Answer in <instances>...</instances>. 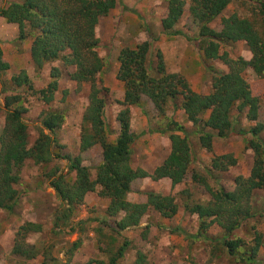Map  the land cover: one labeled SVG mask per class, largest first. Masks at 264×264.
<instances>
[{
	"label": "trees",
	"instance_id": "trees-1",
	"mask_svg": "<svg viewBox=\"0 0 264 264\" xmlns=\"http://www.w3.org/2000/svg\"><path fill=\"white\" fill-rule=\"evenodd\" d=\"M235 0H190L189 13L199 24L198 37L204 53V61H222L228 66L227 73H216L210 68L207 71L212 77V89L209 94L195 92L187 79L180 74H170L166 70L163 54L157 52V72L159 78L152 77L146 66L148 55L151 52L152 42L146 41L135 49L123 47L118 55L119 71L117 78L125 85L124 100L119 102L124 109L119 113L117 120L120 123V133L115 143L108 140L107 125L105 122L106 100L102 92L105 87L97 83L98 75L104 68L103 60L98 52L101 41L97 36V27L101 19L108 17L119 6V0H22L10 3L0 8V17L8 24L19 27V41L33 39L31 60L37 70L56 62H61L65 69L72 67L75 72L71 80L79 86L90 85L88 106L83 116L80 150L91 152L95 147L102 150V161L96 169L95 178L89 167L83 165V157L60 156L53 151L57 144L56 135L65 122V116L59 112H48L41 118L40 135L33 146L29 143V128L23 117L27 112L20 104L19 97H6L7 113L4 129L0 133V209L14 212L21 198L17 189L22 178L21 172L27 161L37 165H47L54 158L67 160L69 173L75 179L69 181L65 175L57 176L53 171L49 175V185L55 191L60 205L53 215V232L75 234L84 233L86 221H80L73 226L72 219L76 209L83 205L86 196L100 188L99 196L110 200L106 214L115 219L113 223L100 224L110 227L116 234H121L130 228L141 224L142 218L152 209L163 218L172 219L179 212L176 196L165 195L155 191L144 193L141 202L132 203L128 196L132 193L135 181L150 179L158 182L168 179L172 187L182 184L188 176L194 160V153L189 143L191 135L199 137L202 150L213 153L216 138L229 139L235 135L251 136L247 140V148L254 153V165L249 177L236 178V187L233 191L221 189L211 193L209 204H186L191 214L198 215L202 228L208 230L211 225L217 224L224 233L222 244L224 249L235 260L236 264H259L256 256L263 243V235L255 233L254 245L247 249L242 239H231L234 232L242 224L256 217L253 206L254 192L264 191V143L261 134L264 124L260 123V99L253 95L250 84L243 73L251 68L258 77L264 78V25L258 29L257 18L264 24V0H242L243 2L257 1L256 19L242 18L238 14L222 19V28L215 31L211 24L219 18ZM168 9L162 21L163 34L166 36H185L176 26L184 15L185 0H167ZM123 12L130 11L122 5ZM136 14L135 11H132ZM190 41V39L188 38ZM159 38H153L158 42ZM194 41V40H193ZM196 42V41H195ZM245 42L252 54L253 60L229 59L227 52L221 53V45ZM11 68L4 59V52L0 47V75ZM62 72L59 67L51 69V82L46 88L37 91L25 70L12 78L17 88L27 87L31 93L38 96L45 105L55 101L56 93L60 88ZM147 97L155 105L160 115H166V106L170 100H181L179 109L185 114L187 121L196 129L189 133L184 126L174 119H169L167 126L160 130H149L150 133L162 135L170 134L171 152L167 159L153 173L131 166L133 145L139 138L131 128L130 107L140 106L143 98ZM237 110L240 114L246 113V118L256 123L249 130H236V122L232 114ZM181 133V134H179ZM54 157V158H53ZM237 165L234 155L216 156L212 162L215 171L226 172ZM202 182V180H201ZM261 214V213H260ZM205 219H212L209 224ZM78 226L80 228H78ZM70 231L65 232V229ZM43 226L28 222L20 227L16 234L13 253L26 260H35L38 256L36 247L28 243L27 238L33 233H42ZM177 232L185 235L192 241L206 239L198 235H189L178 227ZM211 239L210 237H208ZM80 242L74 244L78 248ZM130 246L125 240L111 260L124 258ZM73 249V250H74ZM247 250V254L243 251ZM71 251L70 254H72ZM66 263L54 264H71ZM55 261V259H54ZM145 263L143 254H139L135 264Z\"/></svg>",
	"mask_w": 264,
	"mask_h": 264
},
{
	"label": "rangeland",
	"instance_id": "rangeland-1",
	"mask_svg": "<svg viewBox=\"0 0 264 264\" xmlns=\"http://www.w3.org/2000/svg\"><path fill=\"white\" fill-rule=\"evenodd\" d=\"M21 1L0 0V8ZM185 1L184 15L176 29L183 31L186 37H171L163 34L162 21L168 9L167 0H119L118 8L114 9L108 17L101 19L97 28V36L101 41L98 52L103 60L104 68L98 75L97 83L107 89L102 92V96L106 100L105 122L109 142L115 143L117 140L120 133V123L117 117L124 109L119 102L124 100L125 85L117 78L120 66L118 55L123 47L130 46L135 49L146 41L152 42L146 63L149 74L159 78L156 56L160 50L167 72L184 76L192 89L200 94H209L212 89V77L207 68L216 73L229 71L228 66L220 60L204 61V53L200 49L202 42L198 37L199 24L189 13L190 0ZM121 4L128 7L130 11L123 12ZM257 7V1L235 0L211 24V27L215 31H220L222 19L233 14H238L242 18L256 19L254 12L257 11ZM129 14L134 16V20L129 22L128 28H125L123 17ZM255 22L258 29L262 31L264 24L258 18ZM18 37L19 27L8 24L0 17V47L4 52L5 61L11 66L9 71L0 75V133L4 129L7 113L13 111L11 110L13 108L7 109L6 97H19L21 103L16 107L22 106L27 109L23 119L29 128L30 146L34 145L40 135L43 115L48 112H59L65 116V122L57 131L54 153L62 157L82 155L83 165L89 167L94 179L96 169L102 161V150L95 147L91 152L83 154L80 150L83 116L89 102L90 85L79 86L71 80L75 69L72 67L65 69L61 62L49 64L42 71L37 70L30 55L33 39L28 38L21 42ZM153 38H159V41L153 42ZM225 52L231 60L240 58L248 62L253 60V54L245 42L221 45V53ZM53 66L59 67L62 75L59 91L51 105H45L27 87L17 88L13 84L12 78L25 70L35 89L40 91L51 82ZM243 75L250 84L253 95L260 99L258 121L264 124V78L258 77L251 68H248ZM180 104L181 100H170L166 106L165 116L160 115L153 102L147 97L143 98L140 106L130 107L131 128L139 136L133 146L134 157L131 160V166L135 170L142 169L153 173L154 168L171 151L169 133L162 135L150 133L149 130L161 131L167 126L169 119H174L189 133L195 132L196 129L179 109ZM232 118L236 122L238 131L249 130L256 125L246 118V113L240 114L237 110H234ZM156 134L159 135L155 137ZM261 138L264 143V131ZM250 139V135H235L229 139L216 138L213 153H208L201 149L199 137L195 134L191 135L189 143L194 153V162L182 184L173 188L170 182H162L163 180L158 182L150 179L139 180L133 183L132 193L128 196L130 202L139 203L144 193L149 191L174 195L180 206L178 214L172 219H166L151 209L142 218L139 226L123 231L119 235L106 224H100L101 221L110 224L115 221V219L108 218L106 214L110 200L99 196L100 188L86 196L83 205L76 209V214L72 219L73 226L80 221H86L83 226L85 232L77 231L72 235L67 233L56 235L53 232V215L60 201L49 185L48 176L55 171L57 176L63 174L68 177L69 181H73L74 174H68L69 163L64 159L53 157L54 160L47 165H37L31 160L27 161L21 172L22 181L17 186L21 192L18 206L12 213L0 209V264L66 263L70 257L71 264H111V260L117 257L125 240L130 242V246L124 258H119L116 264H135L139 254L145 257V263L142 262V264H236L220 242L224 237L221 227L213 224L208 230H204L202 228L204 219L191 214L185 205L194 203L207 205L213 201L207 186L213 192L221 189L233 191L237 177L250 176L254 165V153L247 148L246 143ZM226 154L234 155L237 165L226 172L215 171L212 168L213 159ZM253 206L255 207L254 213L259 214L245 221L234 232L231 239H242L249 249L254 245L255 233H261L263 243L256 256V262L264 264V191L254 192ZM211 221L213 220L205 219L207 224ZM28 222L41 224L44 228L42 233H33L27 238L28 243L36 247L38 251L35 260H26L13 253L16 234L20 227ZM178 227L189 235L199 234L206 239L192 241L187 236L180 235L176 230ZM63 229L65 232L70 231L69 227ZM77 242H80V245L74 249V244ZM71 251H73L72 254H70ZM242 253L247 254V250Z\"/></svg>",
	"mask_w": 264,
	"mask_h": 264
},
{
	"label": "crops",
	"instance_id": "crops-1",
	"mask_svg": "<svg viewBox=\"0 0 264 264\" xmlns=\"http://www.w3.org/2000/svg\"><path fill=\"white\" fill-rule=\"evenodd\" d=\"M117 8H118V7H117ZM117 8H116V9H117ZM123 20H124V21H123V26H124L125 28H128L129 22L132 21V20H134V16L131 15V14H129L128 16L123 17ZM97 28H98V27H97ZM121 98H122V97H121ZM157 135H159V134H156L155 137H156ZM133 146H134V145H133ZM133 152H134V150H133ZM170 152H171V151H170ZM169 155H170V153L164 157L163 161H162L161 163H159V164L156 166V168H158L160 165H162V163L167 159V157H168ZM133 157H134V153H133V155H132V159H133ZM156 168H154V171H155ZM154 171H153V172H154ZM149 172H151V171H149ZM161 181H162V180H161ZM162 182H170V183H171V181L168 180V179H163ZM171 184H172V183H171Z\"/></svg>",
	"mask_w": 264,
	"mask_h": 264
}]
</instances>
